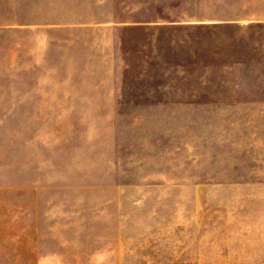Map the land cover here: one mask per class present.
Here are the masks:
<instances>
[{
  "label": "rangeland",
  "instance_id": "rangeland-1",
  "mask_svg": "<svg viewBox=\"0 0 264 264\" xmlns=\"http://www.w3.org/2000/svg\"><path fill=\"white\" fill-rule=\"evenodd\" d=\"M0 264H264V0H0Z\"/></svg>",
  "mask_w": 264,
  "mask_h": 264
},
{
  "label": "crops",
  "instance_id": "crops-1",
  "mask_svg": "<svg viewBox=\"0 0 264 264\" xmlns=\"http://www.w3.org/2000/svg\"><path fill=\"white\" fill-rule=\"evenodd\" d=\"M230 100V98H229ZM248 101V100H247ZM220 101L215 102L214 107H213V112L215 113V115L213 116V118H219L220 117ZM239 104H246V100H242L241 102H239ZM228 114L230 113V109H228ZM213 113V114H214ZM245 114V113H244ZM246 115V114H245Z\"/></svg>",
  "mask_w": 264,
  "mask_h": 264
}]
</instances>
